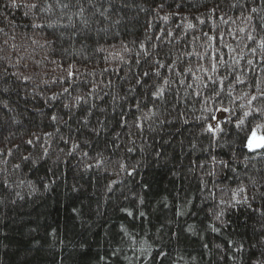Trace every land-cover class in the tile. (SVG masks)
I'll return each mask as SVG.
<instances>
[{
    "label": "trees",
    "instance_id": "trees-1",
    "mask_svg": "<svg viewBox=\"0 0 264 264\" xmlns=\"http://www.w3.org/2000/svg\"><path fill=\"white\" fill-rule=\"evenodd\" d=\"M264 0H0V264H264Z\"/></svg>",
    "mask_w": 264,
    "mask_h": 264
},
{
    "label": "rangeland",
    "instance_id": "rangeland-1",
    "mask_svg": "<svg viewBox=\"0 0 264 264\" xmlns=\"http://www.w3.org/2000/svg\"><path fill=\"white\" fill-rule=\"evenodd\" d=\"M264 144V139L258 136L256 133H252L247 141V149L249 151H255L260 149Z\"/></svg>",
    "mask_w": 264,
    "mask_h": 264
}]
</instances>
